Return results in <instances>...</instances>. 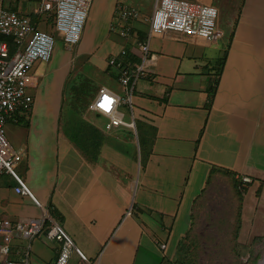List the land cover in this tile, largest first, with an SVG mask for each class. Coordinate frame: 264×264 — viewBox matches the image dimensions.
<instances>
[{"label":"crops","instance_id":"0c3cea01","mask_svg":"<svg viewBox=\"0 0 264 264\" xmlns=\"http://www.w3.org/2000/svg\"><path fill=\"white\" fill-rule=\"evenodd\" d=\"M158 1L92 0L72 52L86 58L92 84L99 72L118 83L107 59L122 48L129 58L138 56L136 43L145 39ZM194 1L217 9L223 37L149 40L147 65L156 74L134 87V130L105 131L85 118L97 94L92 84L89 103L63 110L61 49L45 70L34 65L33 106L7 125L9 144L22 156L16 171L38 205L15 194V181L0 175V221L39 219L43 208L97 264H172L197 217L223 204L235 209L234 236L244 249L264 239V0ZM29 4L34 0L3 6L29 13ZM118 5L135 8L139 17L115 22ZM39 26L54 34L50 23ZM117 29H128L130 37ZM238 176L251 179L242 190ZM45 228L31 238L15 232L5 259L54 264L57 243ZM3 235L0 230V243ZM78 260L73 253L69 264Z\"/></svg>","mask_w":264,"mask_h":264},{"label":"built area","instance_id":"2783aa9c","mask_svg":"<svg viewBox=\"0 0 264 264\" xmlns=\"http://www.w3.org/2000/svg\"><path fill=\"white\" fill-rule=\"evenodd\" d=\"M5 1L22 0H0V35L9 38L14 49V53L10 55L8 43H0V175H9L15 181L16 186L13 188L15 194L36 202L16 171L22 156L12 149L5 138L4 127L13 114L31 110L34 101L29 89L34 80L30 76V71L35 64L50 62L56 42L54 35L62 39L66 46L79 43L92 0H34L35 6L29 13L5 8L3 6ZM217 16L218 11L214 6L194 0L158 1L147 20L145 39L136 43L138 56L129 58L131 54L122 48L117 55L107 59V66L117 72V81L124 95L119 96L103 87L97 91L88 105L90 111L108 119L104 126L105 131L121 125L135 129L131 101L134 87L140 80L156 74V70L147 65L150 60L149 40L153 37L188 36L216 42L222 36V32L215 28ZM138 17L139 13L135 8L118 5L115 9V22L132 21ZM40 22L50 23L54 34L41 30ZM112 27L114 29V24ZM117 32L121 38L130 37L128 29H117ZM121 106L128 110L131 119L128 123L123 121V115L118 111V107ZM236 179L241 190L251 182L247 176H238ZM36 204L38 205L37 202ZM44 228L47 236L57 243L58 252L54 264H69L73 253L79 257L78 264H97L96 261H88L80 253L63 228L43 208L39 219L0 221V230L4 232L0 243L1 264H26L27 260L14 263L5 259L9 253L10 241L15 232L31 238L44 231Z\"/></svg>","mask_w":264,"mask_h":264},{"label":"rangeland","instance_id":"374dc122","mask_svg":"<svg viewBox=\"0 0 264 264\" xmlns=\"http://www.w3.org/2000/svg\"><path fill=\"white\" fill-rule=\"evenodd\" d=\"M33 7V4H29L27 9L31 10ZM43 28L48 30L47 26L41 27L40 29L44 30ZM215 28H217L216 21ZM54 37L56 42L53 54H57V49H61L66 53L62 55L60 65L63 69V73L66 75L62 87L63 96H61L65 107H63V110L68 109V106H74V109H76L81 107L83 103H89L92 98L90 97L89 99L88 92L92 89V85L94 87L90 92L93 95L96 94L99 85L107 86L109 91H114L119 96L124 95L118 83L105 73H97V76L92 78L96 85L92 84L90 81L92 76H90L89 79L86 77H89L87 73V71H89V65L85 64L86 58L72 57L74 55L72 52L76 45L66 46L62 39L56 34ZM47 66L48 64L41 63L42 71L45 70ZM59 83H61V81H59ZM73 98H76V100ZM71 101H73V104L70 105ZM122 111L124 112L123 120H129L126 108L123 107ZM85 118L103 129L108 122L105 116L89 110L85 112ZM114 129L115 128L112 130ZM9 134V125L6 123L4 127V136L8 142V139L11 138ZM221 207V211L213 212L211 216L206 215L201 218L197 217L192 231L184 239L185 241L181 243L176 259L172 264H264V239L248 245V250L244 249L241 244L236 242L234 236L235 209L233 210L228 204H223Z\"/></svg>","mask_w":264,"mask_h":264},{"label":"trees","instance_id":"16d2710c","mask_svg":"<svg viewBox=\"0 0 264 264\" xmlns=\"http://www.w3.org/2000/svg\"><path fill=\"white\" fill-rule=\"evenodd\" d=\"M34 18V17H33ZM2 38H5V37H2ZM8 39V40H7ZM5 41H6V43H8V45H9V48H10V55H12L13 53H14V49L12 48V46H11V40L9 39V38H7ZM3 42V41H2ZM219 74V72H217L216 73V75H218ZM74 100H76V98H73ZM71 104H73V101H71L70 102V105ZM71 107H73V108H75L74 106H71ZM16 114V113H15ZM237 183V182H236ZM236 186H238V183H237V185ZM258 240H261V239H258Z\"/></svg>","mask_w":264,"mask_h":264}]
</instances>
